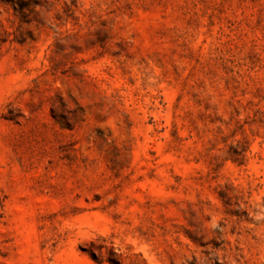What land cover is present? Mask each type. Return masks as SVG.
<instances>
[{
	"label": "rangeland",
	"instance_id": "1",
	"mask_svg": "<svg viewBox=\"0 0 264 264\" xmlns=\"http://www.w3.org/2000/svg\"><path fill=\"white\" fill-rule=\"evenodd\" d=\"M0 264H264V0H0Z\"/></svg>",
	"mask_w": 264,
	"mask_h": 264
}]
</instances>
